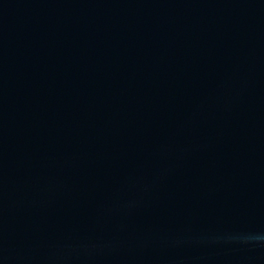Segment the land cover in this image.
<instances>
[{"label": "water", "instance_id": "95a60500", "mask_svg": "<svg viewBox=\"0 0 264 264\" xmlns=\"http://www.w3.org/2000/svg\"><path fill=\"white\" fill-rule=\"evenodd\" d=\"M0 264H64L0 157Z\"/></svg>", "mask_w": 264, "mask_h": 264}]
</instances>
